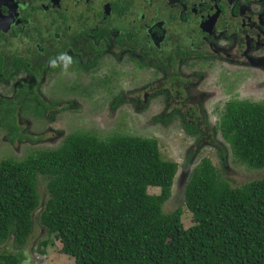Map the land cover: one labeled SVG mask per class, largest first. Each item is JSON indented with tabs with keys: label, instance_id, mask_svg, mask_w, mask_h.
<instances>
[{
	"label": "trees",
	"instance_id": "obj_1",
	"mask_svg": "<svg viewBox=\"0 0 264 264\" xmlns=\"http://www.w3.org/2000/svg\"><path fill=\"white\" fill-rule=\"evenodd\" d=\"M14 57L25 67H11ZM20 70L32 81L19 82L12 98L0 95V126L12 144L27 138L18 115L30 99L35 114L48 109L36 93L35 78L45 67H28L0 35V83ZM183 127L194 133L188 123ZM219 130L234 160L264 168V104L227 103ZM177 170V163L162 159L154 139L115 135L101 140L90 133H72L60 147L21 161H1L0 264L24 260L20 250L40 205L39 175L47 179L48 194L41 224L76 264H264V179L232 188L203 159L184 192L193 225L182 229L180 208L162 211ZM149 187L159 193L149 194ZM10 240L13 250H7Z\"/></svg>",
	"mask_w": 264,
	"mask_h": 264
},
{
	"label": "flooded vegetation",
	"instance_id": "obj_2",
	"mask_svg": "<svg viewBox=\"0 0 264 264\" xmlns=\"http://www.w3.org/2000/svg\"><path fill=\"white\" fill-rule=\"evenodd\" d=\"M0 2V20L8 21L0 35L28 67L55 70L50 58L66 52L73 57L72 67H98L105 60V67L151 68L158 88L145 91L142 103L148 98L167 103L166 115L191 125L196 140L210 129L204 127L212 97L206 89L208 71L213 87L217 79H235L228 77L230 68L250 69L264 78V0ZM11 60V67H25Z\"/></svg>",
	"mask_w": 264,
	"mask_h": 264
},
{
	"label": "rangeland",
	"instance_id": "obj_3",
	"mask_svg": "<svg viewBox=\"0 0 264 264\" xmlns=\"http://www.w3.org/2000/svg\"><path fill=\"white\" fill-rule=\"evenodd\" d=\"M103 63L109 62L103 60L98 67H70L67 73L61 68L45 70L36 77V93L48 109L35 114L36 103L30 99L29 106L18 115V125L27 138L13 144L8 140L7 131L0 126V162L5 159L21 161L35 151L56 149L72 133H90L101 140L115 135L154 139L162 159L178 165L171 197L162 211L170 214L180 208L182 229L193 225L192 215L185 207L184 192L193 169L203 159H208L218 177L232 188L264 179V168H251L234 160L219 130L220 116L227 101L264 104V78L260 79L250 69L228 67L233 72L228 77L235 79L226 83L217 79L219 87H213L214 79L208 71L209 87L206 89L212 97L206 103L210 113L203 126L210 129L196 140L186 133L181 120L166 115L167 103L158 98H148V103H142L145 91L151 94L150 90L158 88L155 84L158 75L151 68L105 67ZM247 77L250 80H246ZM30 81L32 77L20 70L13 80L0 83V95L12 98L19 82ZM256 82L259 84L255 85ZM132 98L137 101H131ZM46 185L47 179L39 175L40 205L32 214L33 230L29 240L20 251L27 256L25 264H76L75 259L60 252L58 238L47 233L41 224L40 217L48 199ZM148 193L158 194L159 189L149 187ZM14 247L10 240L7 250Z\"/></svg>",
	"mask_w": 264,
	"mask_h": 264
},
{
	"label": "clouds",
	"instance_id": "obj_4",
	"mask_svg": "<svg viewBox=\"0 0 264 264\" xmlns=\"http://www.w3.org/2000/svg\"><path fill=\"white\" fill-rule=\"evenodd\" d=\"M73 63V57L66 52L60 53L58 56L50 58L49 60L50 67L61 68L63 73H67Z\"/></svg>",
	"mask_w": 264,
	"mask_h": 264
},
{
	"label": "water",
	"instance_id": "obj_5",
	"mask_svg": "<svg viewBox=\"0 0 264 264\" xmlns=\"http://www.w3.org/2000/svg\"><path fill=\"white\" fill-rule=\"evenodd\" d=\"M0 3H1V2H0ZM0 15H1V13H0ZM2 18H3V17H2ZM7 19H9V18H7ZM0 21H1V20H0ZM6 23L8 24V21H6V19L3 18L2 21L0 22V30H1V31H4V32L6 31V28H7L8 25L6 26V28L2 26V25H5Z\"/></svg>",
	"mask_w": 264,
	"mask_h": 264
}]
</instances>
